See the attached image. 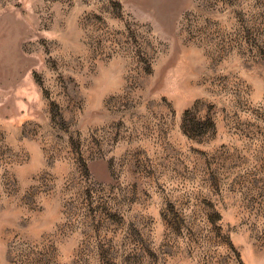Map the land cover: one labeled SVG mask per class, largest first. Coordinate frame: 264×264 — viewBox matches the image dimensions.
I'll return each mask as SVG.
<instances>
[{"label": "rangeland", "instance_id": "obj_1", "mask_svg": "<svg viewBox=\"0 0 264 264\" xmlns=\"http://www.w3.org/2000/svg\"><path fill=\"white\" fill-rule=\"evenodd\" d=\"M0 264H264V0H0Z\"/></svg>", "mask_w": 264, "mask_h": 264}]
</instances>
